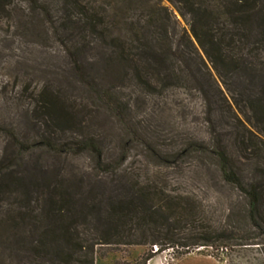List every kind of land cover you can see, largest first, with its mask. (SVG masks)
I'll return each instance as SVG.
<instances>
[{
    "label": "rangeland",
    "instance_id": "obj_1",
    "mask_svg": "<svg viewBox=\"0 0 264 264\" xmlns=\"http://www.w3.org/2000/svg\"><path fill=\"white\" fill-rule=\"evenodd\" d=\"M77 2L106 29L100 24L91 33L63 0H14L0 13V163L18 157L10 172L32 185L25 205L36 221L13 223L24 204L21 189L0 192V222L18 227L3 233L0 264H41L25 251L29 230L36 241L45 229L34 206L47 192L41 179L71 196L67 215L83 238L100 236L106 210L130 185L195 210L179 242L202 232L211 237L208 245L157 251L150 244L97 243L93 264H142L150 251L144 264H264V127L247 106L248 77L222 79L170 0ZM142 42L159 44L158 52L141 54ZM117 45L128 62L114 57ZM9 130L31 147L16 151ZM85 139L107 167L88 152L73 153ZM220 150L246 184L263 186L254 220L246 196L222 177Z\"/></svg>",
    "mask_w": 264,
    "mask_h": 264
},
{
    "label": "trees",
    "instance_id": "obj_2",
    "mask_svg": "<svg viewBox=\"0 0 264 264\" xmlns=\"http://www.w3.org/2000/svg\"><path fill=\"white\" fill-rule=\"evenodd\" d=\"M13 1L0 0V13L2 11L8 13V7ZM29 1L38 3V0ZM170 1L175 3L181 15L188 17L192 37L222 79L238 73L248 77L249 87L245 88L248 96L247 106L255 115L257 122L264 127V0ZM63 2L77 9V14L82 17L79 21L83 20V25L87 26L91 33H97L96 28L100 24L103 29L105 28V23L98 19V14L94 11L88 13L79 9L77 0H63ZM158 45L152 43L148 48L142 42L138 48L141 54H145L148 49L158 52ZM122 46L117 45L114 57L119 63L124 64L128 62V58L124 55L125 48ZM163 46L161 45L160 49H163ZM166 46L167 50L170 49V42ZM8 133L17 148L16 151H25L31 147L30 144L19 142L10 130ZM43 145L49 150L56 151L50 141L44 142ZM73 151V153L88 152L94 158L95 165L108 166L103 162L100 149L91 139L79 141ZM217 155L222 177L246 196L248 215L254 220L258 214L260 195L263 191L262 184L259 181L246 184L236 170L230 167L225 152L220 150ZM17 158L5 164L0 163V192H5L9 186L19 187L21 202L24 204L17 205L12 221L15 223L14 220H17L22 226L32 224L35 227L33 224L36 222L35 216L30 211L32 209H28L25 205V203L29 205L27 193L32 185L24 186L22 179L12 176L10 172L13 166L17 165ZM261 180L264 181V170L261 172ZM38 185L47 190L45 196L40 199V204L38 197L35 198L37 205L34 204L40 207L38 215L45 222V229L39 233L36 241L30 240L32 230H29L26 235L28 247L25 251L29 257L37 255L41 264H93V247L97 243L150 244L154 245L157 251L176 245L180 247L208 245L211 240L207 232H202L199 233L198 238H194V241H188V238L185 242H179L181 229H184L185 225L193 224L195 210L187 203L181 204L167 195H160L158 191L132 185L128 187V193L125 196L113 201L106 210L102 219L100 236L89 235L88 238H83L75 227L79 222L67 215L68 210L74 205L71 196L57 193L56 187L49 186V183L43 179L38 182ZM5 221L0 222V258L3 233H8L10 228H18L17 223L15 225ZM199 239L201 241H198ZM151 255L152 251L145 254L142 257V264Z\"/></svg>",
    "mask_w": 264,
    "mask_h": 264
}]
</instances>
